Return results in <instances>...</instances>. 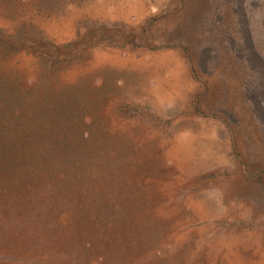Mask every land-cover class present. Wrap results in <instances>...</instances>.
Here are the masks:
<instances>
[{
	"label": "rangeland",
	"instance_id": "obj_1",
	"mask_svg": "<svg viewBox=\"0 0 264 264\" xmlns=\"http://www.w3.org/2000/svg\"><path fill=\"white\" fill-rule=\"evenodd\" d=\"M0 264H264V0H0Z\"/></svg>",
	"mask_w": 264,
	"mask_h": 264
}]
</instances>
